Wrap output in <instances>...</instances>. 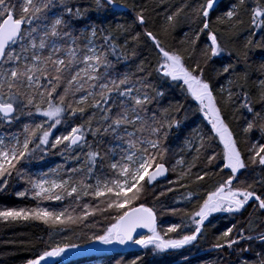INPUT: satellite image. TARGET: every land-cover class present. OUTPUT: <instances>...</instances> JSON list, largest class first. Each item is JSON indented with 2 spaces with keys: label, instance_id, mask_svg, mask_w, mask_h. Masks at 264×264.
Listing matches in <instances>:
<instances>
[{
  "label": "snow or ice",
  "instance_id": "1",
  "mask_svg": "<svg viewBox=\"0 0 264 264\" xmlns=\"http://www.w3.org/2000/svg\"><path fill=\"white\" fill-rule=\"evenodd\" d=\"M118 7L131 10L130 22H85L90 11ZM150 17L136 0H89L87 8L75 0H0V191L15 178L26 185L15 195L34 202L0 206V221H38L55 230L21 242L32 253L23 264H49L77 248L55 235L97 214L106 223L91 240L157 253L195 246L206 225L227 214L212 249L230 250V264H264V62L249 63L254 50L264 53V0H183L158 25ZM182 20L189 32H177ZM149 49L154 59L144 55ZM225 55L234 60L206 78ZM132 60L139 61L135 71L117 70ZM225 75L226 85L215 88ZM154 77L181 85L198 102L207 132L194 128L172 147L187 117L178 118L183 104H161L165 92ZM48 155L65 163L30 171ZM213 167L227 176L209 187ZM161 179L167 183L157 192ZM176 192L187 207H168L181 222L162 227L158 202ZM53 201L69 203L46 205Z\"/></svg>",
  "mask_w": 264,
  "mask_h": 264
},
{
  "label": "trees",
  "instance_id": "2",
  "mask_svg": "<svg viewBox=\"0 0 264 264\" xmlns=\"http://www.w3.org/2000/svg\"><path fill=\"white\" fill-rule=\"evenodd\" d=\"M77 4L81 7H89V0H75ZM129 3L132 0H128ZM183 0H136L137 4H146L151 12V23L152 25H158L163 20V14L168 11H174ZM229 0H223L224 4H227ZM159 13V15H157ZM133 13L130 9L127 8H115L111 12H96L90 11L88 16L89 18L85 21L86 23H93L97 25L106 24V25H115L117 23H126L130 22L132 19ZM190 25L186 21H181L180 26L177 29V32H189ZM243 37L240 40L236 41V46H239L242 43ZM145 56L148 59H154L155 53L150 49L145 51ZM251 59L249 61L253 66L264 62L262 61V56L264 53H260L256 50L250 54ZM143 58V57H141ZM234 60V57L230 58L225 55L222 59L216 60L213 64H210L209 68L206 69L205 76L206 78H211L216 76V71L214 69H220L222 64H226ZM138 60H132L129 62H121L117 66L118 71H135L136 64ZM243 69V65L240 66V70ZM155 82L158 87L165 92V96L161 101L163 106H167L169 103L175 104L179 102L183 104V110L180 113L178 118L187 117L183 121L182 128L179 132L174 131L170 143L174 149H178L184 141V138L194 129L201 128L207 132L209 125L207 124L203 115L197 110V103L191 98H187L185 93L182 91L181 85L169 81L156 80ZM214 87L219 88L220 85H226L227 77L221 76L218 79L213 81ZM226 113L231 112V109H225ZM232 126L235 130H239V124L232 122ZM16 128L12 130H18ZM63 127L60 128L56 134H59L60 131H63ZM215 146V145H214ZM216 151L219 152L220 148L216 147ZM65 163L64 157L59 155H48L44 158L43 161L35 162V165L30 167V171L39 172L46 171L49 167H55L60 164ZM219 170L213 167L210 172L216 173L212 175L211 179L208 181L209 187L219 178ZM223 173V172H221ZM170 179H174V175H170ZM167 182L161 180L157 185L155 191L163 190V186ZM26 185L23 181H18L13 178L9 182V188L0 191V206H23L25 204L32 205L34 202L29 198L24 200L18 198L15 193L24 189ZM182 191V190H181ZM180 196V192L167 193L165 197L160 198L158 202L164 211V214L160 216V224L162 227H167L171 223H180V216H172L167 213L168 207H178L186 208V202L177 203V199ZM84 202L92 203L91 200L85 198ZM69 201L65 202H46V205L50 208L59 209L63 206H66ZM81 211L80 209L77 210ZM253 211L252 207L248 208L246 214L248 215ZM106 223L104 218L97 214L96 216L89 217V220L82 223L72 224L67 226V230H61L59 234L55 235L57 241H65L72 244L78 245L77 248H74V253H79L80 255L69 260L62 261L60 257H55L53 263L51 264H116L117 260L123 259L124 264H129V262L140 256L142 258V264H185L183 257L188 256L191 260V264H211L214 260L222 261V264H230V261L233 257L230 255V250L211 251L209 250L212 245L216 235H218L219 228H223L224 223L221 221L216 225L207 224L206 225V234L205 238L200 239L195 246L190 247L189 249L181 250H170L165 253H157L152 250L142 249L138 245H133L128 248L126 245H116L114 246L113 251L105 252L99 251V249H94L93 252L90 251V248L87 247L93 245L97 241L91 240V236L94 232H99L102 224ZM87 225V226H86ZM95 225V227H93ZM215 227V228H213ZM55 230L49 225H45L43 222H16V223H5L0 221V264H23V260L30 256L32 253L25 250L22 246L27 245L29 241H34L37 237H45L50 233H54ZM8 241H13L14 243H7ZM257 244L259 242H256ZM86 247V248H85ZM84 248V249H83ZM69 250V249H68ZM66 252H69V251ZM71 253V251H70Z\"/></svg>",
  "mask_w": 264,
  "mask_h": 264
},
{
  "label": "rangeland",
  "instance_id": "3",
  "mask_svg": "<svg viewBox=\"0 0 264 264\" xmlns=\"http://www.w3.org/2000/svg\"><path fill=\"white\" fill-rule=\"evenodd\" d=\"M49 168H54V167H49ZM116 245H118V244H112V245H104V244H102V243H100V242H95V243H93V245H91V246H89V247H87L88 249L90 248V251L91 252H93L94 251V249H99V251L101 250V251H105V252H109V251H113V250H115L114 249V246H116ZM86 248V247H85ZM84 249V248H83ZM73 250H74V248H70L68 251L69 252H65L64 254H62L61 256H60V259L62 260V261H64V260H69V259H71V258H74V257H77V256H79L80 254L79 253H74L73 252ZM70 251H71V253H70ZM55 258H50V262H49V264H51V263H53V260H54Z\"/></svg>",
  "mask_w": 264,
  "mask_h": 264
},
{
  "label": "flooded vegetation",
  "instance_id": "4",
  "mask_svg": "<svg viewBox=\"0 0 264 264\" xmlns=\"http://www.w3.org/2000/svg\"><path fill=\"white\" fill-rule=\"evenodd\" d=\"M219 174H220V176H219V178L216 181H218V180H220L222 178H226L227 170H225L223 173L219 172ZM247 211H248V209L245 211L244 216L238 217V219L243 220L247 216V214H246ZM221 221L224 223V225H223V228H219V231H218L217 234H219L220 231L224 230L228 226L229 217L227 216V214H217L216 218H214L212 220L211 225L212 226L216 225L217 223H219ZM213 228H215V227H213ZM213 242H215V238H214ZM209 250L216 251V250H213L212 247Z\"/></svg>",
  "mask_w": 264,
  "mask_h": 264
},
{
  "label": "water",
  "instance_id": "5",
  "mask_svg": "<svg viewBox=\"0 0 264 264\" xmlns=\"http://www.w3.org/2000/svg\"><path fill=\"white\" fill-rule=\"evenodd\" d=\"M161 180H163V179H161ZM139 232H141L142 234H146L147 233V230L146 229H140V230H138ZM134 244H132V243H129V244H127L126 246L128 247V248H130V247H132Z\"/></svg>",
  "mask_w": 264,
  "mask_h": 264
}]
</instances>
